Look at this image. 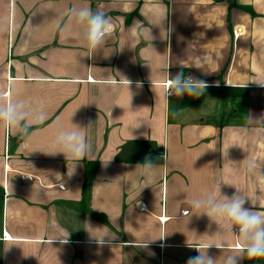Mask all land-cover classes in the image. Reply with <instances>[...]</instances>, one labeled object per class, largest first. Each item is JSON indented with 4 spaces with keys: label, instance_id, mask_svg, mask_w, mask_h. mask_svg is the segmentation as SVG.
Instances as JSON below:
<instances>
[{
    "label": "crops",
    "instance_id": "obj_1",
    "mask_svg": "<svg viewBox=\"0 0 264 264\" xmlns=\"http://www.w3.org/2000/svg\"><path fill=\"white\" fill-rule=\"evenodd\" d=\"M74 6L115 26L91 58L81 28L54 26ZM181 71L205 80V93L167 98L165 82ZM253 80H264V0H0V98L47 115L30 140L0 127V264H186L195 248L223 243L207 250L222 264L241 246L188 200L220 185L264 213L246 169L255 158L264 173V138L248 121L264 114V86ZM71 122L88 126L83 161L36 151ZM164 153L145 187L136 165L148 156L163 165ZM89 226L115 238L99 246ZM65 231L69 244L48 243ZM147 239L157 240L136 246Z\"/></svg>",
    "mask_w": 264,
    "mask_h": 264
},
{
    "label": "clouds",
    "instance_id": "obj_2",
    "mask_svg": "<svg viewBox=\"0 0 264 264\" xmlns=\"http://www.w3.org/2000/svg\"><path fill=\"white\" fill-rule=\"evenodd\" d=\"M66 17L67 19L64 16L56 18L54 21L55 28L60 32H64L68 28L69 23H73L81 28L85 47L88 50L85 56L89 58L102 47L107 38L114 32L115 26L111 19L106 17L102 11L93 12L88 6L71 7L67 10ZM195 68L203 71L202 66L199 64ZM251 82L264 86V80H253ZM122 83L126 85L129 91L130 106L132 98L130 85L133 82L123 76ZM136 86L141 87V84L137 82ZM208 87L209 84L205 80L199 79L191 74L185 75L181 71L168 79L165 94L167 96L181 98L185 95L199 98L205 93ZM46 119L47 115L44 111L27 106L23 100H4L0 98V127L17 131L22 139L30 140V130L37 125L43 124ZM248 121L249 123H255L257 126L256 131L264 138V114L259 117H253L249 114ZM87 128L88 126L81 127L72 122L70 127L61 125L52 134L50 149H38L36 151H43L49 155L63 154L67 162L83 161L90 151V144L87 139ZM135 138L133 136V139ZM163 146L166 149V146ZM162 159L165 161L163 165L155 163L151 156L146 157L142 163L136 165L140 170V174L147 181L145 187H149V184L155 181L157 169L161 166H166L167 157L165 153ZM261 164L255 158L249 159L246 169L249 173L257 174L258 189L264 192V173L261 172ZM223 183L235 187L230 182L225 181ZM236 190L231 196L223 195L221 194L219 185L215 193L211 191L204 192L199 197L188 200V204L193 210V215L195 213H199L197 216L206 215L211 222H215L231 234L241 246L236 249L235 254H229L224 257L222 264H240L244 257L250 260L264 258V213L254 210V205L250 198L242 194L237 188ZM249 203L251 206L246 207L245 205ZM89 229L92 230L90 231ZM86 230L89 232L90 238L99 246H103L106 243L110 244L111 239L115 238V233L107 226L100 228H92L89 226ZM105 237L109 239L106 240ZM164 237L162 236L157 239L163 240ZM157 239H147L136 246L147 248L152 241ZM54 242H58L61 245L69 244L70 232L65 231L48 240L50 245ZM212 246L221 250L224 248L223 243L208 244L203 249L192 247L199 254L190 257L186 264H217V258L210 256L207 251Z\"/></svg>",
    "mask_w": 264,
    "mask_h": 264
},
{
    "label": "trees",
    "instance_id": "obj_3",
    "mask_svg": "<svg viewBox=\"0 0 264 264\" xmlns=\"http://www.w3.org/2000/svg\"><path fill=\"white\" fill-rule=\"evenodd\" d=\"M97 168L96 163H87L85 167V189H88Z\"/></svg>",
    "mask_w": 264,
    "mask_h": 264
},
{
    "label": "built area",
    "instance_id": "obj_4",
    "mask_svg": "<svg viewBox=\"0 0 264 264\" xmlns=\"http://www.w3.org/2000/svg\"><path fill=\"white\" fill-rule=\"evenodd\" d=\"M167 83H168V80H167V82H165V84H164V87H165V93H166V90H167ZM166 97H167V98H175L176 96H167V95H166Z\"/></svg>",
    "mask_w": 264,
    "mask_h": 264
}]
</instances>
